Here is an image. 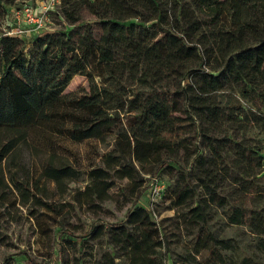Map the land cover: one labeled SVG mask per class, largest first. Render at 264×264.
Segmentation results:
<instances>
[{"label":"trees","instance_id":"trees-1","mask_svg":"<svg viewBox=\"0 0 264 264\" xmlns=\"http://www.w3.org/2000/svg\"><path fill=\"white\" fill-rule=\"evenodd\" d=\"M28 1L0 0V17ZM55 8L49 17L61 27L30 44L0 35V223L16 206L35 221L57 214L83 171L92 182L73 194L71 209L95 207L125 181L133 201L120 221L98 219L79 236L62 230L81 250L96 243L71 264H166V234L138 205L143 174L162 170L174 180L175 227L188 238L172 264H253L210 230L218 209L228 225L247 226L251 248L264 256V198L252 182L264 156L236 135H264V0H59ZM75 76L87 86L65 92ZM225 90L255 111L221 106L215 95ZM27 110L36 118L23 127ZM183 123L198 145L176 138ZM62 139L113 146L102 166L81 170ZM248 195L256 199L250 210ZM56 245L59 264H70Z\"/></svg>","mask_w":264,"mask_h":264},{"label":"rangeland","instance_id":"rangeland-1","mask_svg":"<svg viewBox=\"0 0 264 264\" xmlns=\"http://www.w3.org/2000/svg\"><path fill=\"white\" fill-rule=\"evenodd\" d=\"M45 0H33L31 5L10 7L3 17H0V35L16 36L25 43L30 44L33 36L44 32H52L61 26L52 19L50 15L48 21L42 27L37 29V24L32 21L36 14L35 8L42 6ZM56 9V8H55ZM87 86V80L82 76H75L68 84L65 92L76 91ZM217 102L223 107H241L245 110L255 111L250 102L243 99L237 92L229 90L218 92ZM182 101L178 102L176 110L181 109ZM264 110V109H263ZM239 113V112H238ZM176 115L177 112L175 113ZM36 114L32 110L20 113V123L23 127H28L33 123ZM175 132L178 140L183 144L198 145L200 140L193 126L183 123ZM238 138H243L247 145L257 149L264 156V135L256 129L249 131L240 130L236 132ZM241 140V139H240ZM63 145L70 151V159L78 162L81 170L88 169L90 166H102L101 158L112 149V140L106 145H99L95 140L82 142H72L68 139H62ZM63 153V152H62ZM146 182L143 184L146 188L142 191V197L138 205L150 212L154 221L160 226L166 234L169 251L167 252L166 264H172L171 259H175L177 254L183 252L188 238L175 227L174 210L171 209L170 188L173 185V178L162 170L152 179L150 174H143ZM91 179L87 173H81L78 180L70 185L68 194L57 203L61 204V211L50 216L44 215L37 219H27L26 212L18 206L4 211L3 219L0 223V234H3V243L0 244V264H26L25 259L30 257L39 264H59L57 255V241H62L65 249V261L72 263L75 258L82 254H87L92 245L90 242L83 251L79 247L80 240H75L62 234V230H70L75 236L83 235L88 232L96 220H102L105 223L120 221L126 210L130 208L133 198H130L125 186V181L107 191L105 197L96 199L95 207L82 206L81 208L71 209L68 204H73L72 196L77 192H85L91 184ZM255 187L259 190V196L264 198V170L257 179L252 180ZM259 199V198H258ZM262 200V199H260ZM256 199L248 195L244 200L246 210L255 208ZM209 228L219 238H229L236 242L240 248L236 257L243 258L249 256L253 264H264V256L255 252L251 247L254 236L249 232L245 224L228 225L221 209L215 211L213 220ZM46 229V235L43 230ZM76 241V245L69 247L64 241ZM121 264V263H119Z\"/></svg>","mask_w":264,"mask_h":264},{"label":"built area","instance_id":"built-area-1","mask_svg":"<svg viewBox=\"0 0 264 264\" xmlns=\"http://www.w3.org/2000/svg\"><path fill=\"white\" fill-rule=\"evenodd\" d=\"M43 5L35 8L36 14H33L35 18H33L36 24H37V29H42V27L45 25V23L49 19V12H52L55 7L59 4V0H45Z\"/></svg>","mask_w":264,"mask_h":264},{"label":"water","instance_id":"water-1","mask_svg":"<svg viewBox=\"0 0 264 264\" xmlns=\"http://www.w3.org/2000/svg\"><path fill=\"white\" fill-rule=\"evenodd\" d=\"M27 5L30 6V5H31V1H29V2L27 3Z\"/></svg>","mask_w":264,"mask_h":264}]
</instances>
